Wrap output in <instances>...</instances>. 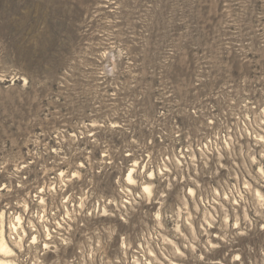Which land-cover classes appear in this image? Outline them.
Instances as JSON below:
<instances>
[{
  "label": "rangeland",
  "instance_id": "rangeland-1",
  "mask_svg": "<svg viewBox=\"0 0 264 264\" xmlns=\"http://www.w3.org/2000/svg\"><path fill=\"white\" fill-rule=\"evenodd\" d=\"M0 230L13 264H264V0H0Z\"/></svg>",
  "mask_w": 264,
  "mask_h": 264
},
{
  "label": "bare ground",
  "instance_id": "bare-ground-1",
  "mask_svg": "<svg viewBox=\"0 0 264 264\" xmlns=\"http://www.w3.org/2000/svg\"><path fill=\"white\" fill-rule=\"evenodd\" d=\"M11 252V250L9 249V247L7 246L3 235H2V231L0 230V255L1 256H7L9 253ZM0 264H13L9 261H1L0 260Z\"/></svg>",
  "mask_w": 264,
  "mask_h": 264
}]
</instances>
